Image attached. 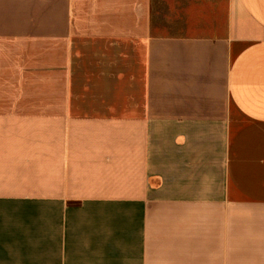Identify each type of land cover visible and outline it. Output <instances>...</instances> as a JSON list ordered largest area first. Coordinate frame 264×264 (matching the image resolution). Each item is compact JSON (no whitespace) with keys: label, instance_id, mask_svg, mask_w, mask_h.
Segmentation results:
<instances>
[{"label":"crops","instance_id":"obj_1","mask_svg":"<svg viewBox=\"0 0 264 264\" xmlns=\"http://www.w3.org/2000/svg\"><path fill=\"white\" fill-rule=\"evenodd\" d=\"M0 264H264V0H0Z\"/></svg>","mask_w":264,"mask_h":264}]
</instances>
